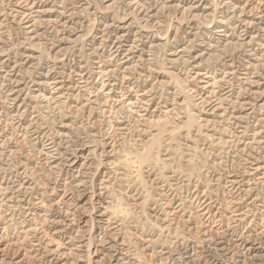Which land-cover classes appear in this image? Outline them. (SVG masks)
Returning <instances> with one entry per match:
<instances>
[{
	"label": "rangeland",
	"instance_id": "1",
	"mask_svg": "<svg viewBox=\"0 0 264 264\" xmlns=\"http://www.w3.org/2000/svg\"><path fill=\"white\" fill-rule=\"evenodd\" d=\"M263 138L264 0H0V264H264Z\"/></svg>",
	"mask_w": 264,
	"mask_h": 264
},
{
	"label": "bare ground",
	"instance_id": "2",
	"mask_svg": "<svg viewBox=\"0 0 264 264\" xmlns=\"http://www.w3.org/2000/svg\"><path fill=\"white\" fill-rule=\"evenodd\" d=\"M225 24V23H224ZM220 30V29H219ZM224 31V30H223ZM226 33V32H225ZM223 34V33H222ZM225 35V34H224ZM206 44V43H205ZM244 46V45H243ZM125 49V48H124ZM247 67V66H246ZM254 67V66H253ZM234 71V70H233ZM244 73V72H243ZM82 74V73H81ZM247 74V73H246ZM80 81V80H79ZM83 81V80H82ZM65 83V82H64ZM242 102V101H241ZM246 103V102H245ZM217 106V105H216ZM139 107V106H138ZM140 110V109H139ZM252 110V109H251ZM25 136V135H24ZM8 138V137H7ZM264 139V138H263ZM37 140V139H36ZM53 150V149H52ZM54 153V152H53ZM48 154V153H47ZM238 186V185H237ZM42 200V199H41ZM44 204V203H43ZM225 204V203H224ZM208 207V206H207ZM231 215V214H230ZM206 227V226H205ZM226 228V227H225ZM218 231V230H217ZM204 232V231H203ZM202 232V233H203ZM205 236L203 237V241L204 243L207 244V246H209V244L211 243L212 241V238L209 237L208 235L204 234ZM235 239V238H234ZM260 242V241H259ZM214 243V242H213ZM216 243V242H215ZM244 243V242H243ZM238 245V244H237ZM104 246V245H103ZM251 246V245H250ZM210 247V246H209ZM239 247V246H238ZM242 247V246H241ZM207 249V248H205ZM212 250V248H211ZM224 250V247H223V242L222 241H218L216 244H215V248H214V251L217 253L219 251H223ZM249 251V250H248ZM247 251V252H248ZM241 252V251H240ZM244 252V251H243ZM208 253V252H207ZM222 253V252H221ZM250 253V252H249ZM219 254V253H218ZM205 259V258H203ZM204 262V261H203ZM206 262V261H205ZM202 263V262H201ZM206 264V263H205Z\"/></svg>",
	"mask_w": 264,
	"mask_h": 264
}]
</instances>
